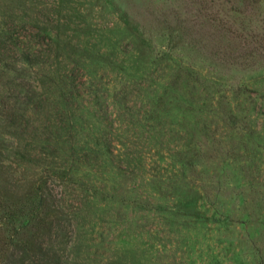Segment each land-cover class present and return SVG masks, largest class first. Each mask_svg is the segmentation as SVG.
Segmentation results:
<instances>
[{
    "label": "rangeland",
    "instance_id": "obj_1",
    "mask_svg": "<svg viewBox=\"0 0 264 264\" xmlns=\"http://www.w3.org/2000/svg\"><path fill=\"white\" fill-rule=\"evenodd\" d=\"M0 264H264V0H0Z\"/></svg>",
    "mask_w": 264,
    "mask_h": 264
}]
</instances>
